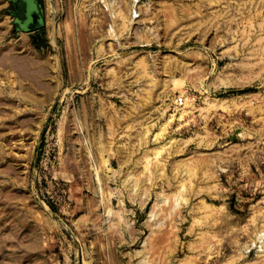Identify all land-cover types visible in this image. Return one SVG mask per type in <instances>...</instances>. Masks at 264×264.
Here are the masks:
<instances>
[{"label":"rangeland","instance_id":"rangeland-1","mask_svg":"<svg viewBox=\"0 0 264 264\" xmlns=\"http://www.w3.org/2000/svg\"><path fill=\"white\" fill-rule=\"evenodd\" d=\"M37 2L0 0V264H264V0Z\"/></svg>","mask_w":264,"mask_h":264},{"label":"water","instance_id":"water-1","mask_svg":"<svg viewBox=\"0 0 264 264\" xmlns=\"http://www.w3.org/2000/svg\"><path fill=\"white\" fill-rule=\"evenodd\" d=\"M12 3L16 9L11 13L16 32L31 33L44 27L43 11L37 0H12Z\"/></svg>","mask_w":264,"mask_h":264},{"label":"bare ground","instance_id":"bare-ground-1","mask_svg":"<svg viewBox=\"0 0 264 264\" xmlns=\"http://www.w3.org/2000/svg\"><path fill=\"white\" fill-rule=\"evenodd\" d=\"M123 24H124V22H123ZM128 24H131V22H128ZM2 90H4L6 93L4 91L2 92ZM23 90H24L23 86L20 85L18 82L14 81L9 74H0V95L4 94L5 98L7 97L8 101H12L15 98H16V100L23 101L24 97H25L24 96L25 93H23ZM108 193L110 195L112 194L110 190L108 191ZM176 201L177 200H174V203H173V205L169 211L174 212L177 209V202ZM119 205H120V208L122 210V201H119ZM156 206H159V204H156ZM110 213L113 214V211H111V209H110ZM119 219H120V217H119ZM260 240H261V242L264 243V234L262 235Z\"/></svg>","mask_w":264,"mask_h":264}]
</instances>
